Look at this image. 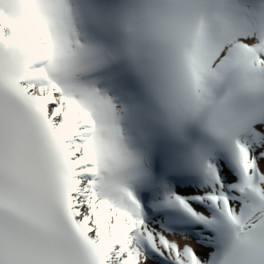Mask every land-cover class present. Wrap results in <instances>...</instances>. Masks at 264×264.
Masks as SVG:
<instances>
[{
	"label": "snow or ice",
	"instance_id": "6c2138e0",
	"mask_svg": "<svg viewBox=\"0 0 264 264\" xmlns=\"http://www.w3.org/2000/svg\"><path fill=\"white\" fill-rule=\"evenodd\" d=\"M0 264H264V0H0Z\"/></svg>",
	"mask_w": 264,
	"mask_h": 264
}]
</instances>
